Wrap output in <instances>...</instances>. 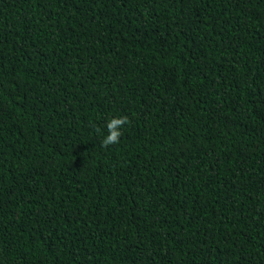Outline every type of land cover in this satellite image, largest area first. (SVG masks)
I'll list each match as a JSON object with an SVG mask.
<instances>
[{"label": "trees", "instance_id": "obj_1", "mask_svg": "<svg viewBox=\"0 0 264 264\" xmlns=\"http://www.w3.org/2000/svg\"><path fill=\"white\" fill-rule=\"evenodd\" d=\"M0 264H264V0H0Z\"/></svg>", "mask_w": 264, "mask_h": 264}, {"label": "clouds", "instance_id": "obj_2", "mask_svg": "<svg viewBox=\"0 0 264 264\" xmlns=\"http://www.w3.org/2000/svg\"><path fill=\"white\" fill-rule=\"evenodd\" d=\"M127 123V117L113 119L108 123V135L105 137L104 146L114 145L119 142L121 132L119 131Z\"/></svg>", "mask_w": 264, "mask_h": 264}]
</instances>
